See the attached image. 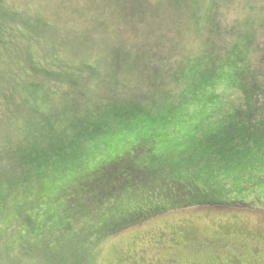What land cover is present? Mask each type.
<instances>
[{
  "label": "trees",
  "instance_id": "obj_1",
  "mask_svg": "<svg viewBox=\"0 0 264 264\" xmlns=\"http://www.w3.org/2000/svg\"><path fill=\"white\" fill-rule=\"evenodd\" d=\"M79 1L80 11L69 8L73 0L68 8L63 0H0V130L3 136L8 133L19 138L10 148L12 157L18 165L30 167L28 176H11L9 191L0 196V211L6 205L13 211L0 248L3 264H40L42 258L52 264H89L87 257L92 258L106 238L162 212L132 218L123 210V222H107L84 235L72 229L69 210L75 198L68 202L64 216L43 218L40 215L45 213L36 210V205L18 200L14 194L39 182L51 166L66 171L80 159L81 145L131 122L138 121L152 131L150 126L158 125L161 110L181 105L184 97L175 94L173 86L189 76L187 72L192 75L187 88L194 96L202 94L208 109L222 112V97L212 91L209 99L199 93L200 87L215 90L217 85L225 94L229 91L238 96V102L227 103L233 113L220 117L218 128L195 143L197 157L191 168L213 163L224 167L231 159L239 160L246 153L238 149L239 138L256 143L254 148L264 144V51L259 38L264 29V0H74ZM257 6H262L260 14H256L260 8L254 10ZM232 7L242 9L238 17ZM121 21L137 38L139 26L160 32L172 24L180 35L202 27L206 29L204 47L199 56L173 53L172 64L163 65L167 57L159 55L162 35L153 40L145 29L150 37L144 34L142 41L131 42L126 34L110 38L104 33L112 25L120 32ZM220 21L228 26L220 29ZM228 29L233 34H222ZM238 104L246 109L236 110ZM212 112L216 111L207 115L213 116ZM154 132H150L152 138ZM188 154L183 151L177 157L183 162L190 158ZM141 163L128 152L116 157L95 172L84 188L77 186L84 194L81 203L88 207L91 198L89 205L100 204L115 200L139 182L154 184L164 168L172 169V177H180L169 165L158 168ZM241 201L187 203L224 206ZM172 204L168 202V206Z\"/></svg>",
  "mask_w": 264,
  "mask_h": 264
},
{
  "label": "rangeland",
  "instance_id": "obj_2",
  "mask_svg": "<svg viewBox=\"0 0 264 264\" xmlns=\"http://www.w3.org/2000/svg\"><path fill=\"white\" fill-rule=\"evenodd\" d=\"M41 1L46 3V1L56 0ZM70 1L63 0L65 8H68ZM221 5L223 6L224 3L222 2ZM81 7L80 1L75 3L73 0L69 8L80 11ZM258 8L260 7L257 6L254 10ZM241 11L242 9L237 11L235 7H232L231 12L238 17ZM222 12L225 13V10L222 9ZM261 12L262 6L256 14ZM180 21L181 18L175 19L174 25ZM219 24L220 29L227 25L224 21H220ZM112 26L107 27L104 32L110 38L126 34L127 38L132 40L131 42L136 40L140 42L144 34L148 35L146 28L139 26L138 38L131 36V31L122 21L119 27L120 32L116 28L117 25ZM174 28L175 26L168 24L167 29H161L160 32H154L155 27L152 31L146 29L151 34L150 36H153V40L158 39L160 35L164 37L161 42L163 47L159 52V55L167 57L163 65L172 64L173 53L183 56L190 54L199 56L204 47L206 29L200 27L198 30L195 27L194 31L190 28L180 35L174 31ZM248 29L245 28V30ZM260 31V45L261 50L264 51V29ZM228 33L233 34V31L228 29L222 34ZM156 48L157 46L154 47ZM187 74L189 76L179 80L178 84L175 82L174 84L177 85L173 86L176 90L175 94L184 97L181 105L167 112L161 110L159 115L162 117L157 119L158 125L151 127L148 124L150 129L155 131L153 138L150 135L152 131L145 130L140 123H137L138 121L131 122L126 127L123 126L119 130L81 145L80 159L66 171H56L65 168L51 166L39 182L32 183L27 187L28 190L14 194L18 200L36 205V210L45 213L40 215L43 218L47 215L55 218L64 216L68 202H73L70 199L75 198L76 203H72L69 210L72 229L73 232L84 235H89L91 230L97 229L104 223L123 222L122 219L125 216L123 210L128 211L126 213L131 214L128 217L133 215V218L143 213L146 215V213L162 209L160 214L141 222L137 221L129 228L106 238L94 256L87 257L89 264H264V144L254 148L256 143L249 140L244 143L239 138L238 149L240 152H246L239 160L231 159L225 162L224 167L213 163L209 167L199 164L191 168L195 161L194 158L197 157V151L194 150L195 143L207 138L212 131L216 130L223 116L233 113L227 103L238 102V96L236 97V94L229 91L225 94L224 89L217 85L215 90L200 87L199 93L203 92L209 99L212 91L220 94L218 97H222V101L219 102L221 108L224 109L222 112H218V108L208 109L206 98L202 94L194 96L193 90L187 88L190 76H192L190 72ZM238 105L236 110L246 109L245 105ZM211 111L216 112H212L213 116H208L207 114ZM222 113L224 115L221 116ZM18 140L19 138L12 137L8 133L3 136L0 130L1 197H5V192L9 191L7 183L10 178L30 173L27 171L30 170L28 164L18 165L15 157H12L10 148L16 145ZM143 142L147 146H143ZM183 151H187L190 158L181 162L177 155ZM126 152L136 156L137 162H143L141 166H145L146 163L147 166L154 164L158 168L169 165L180 177H172V169L164 168L157 173L154 184L151 183L153 181L139 182L136 186L125 190L122 196L115 200L108 199L109 201L100 204L89 205L91 204L90 198L88 202L85 200L89 203L88 207L82 204L80 200L84 194L81 191L78 192L77 186L82 185L84 188L85 183L90 182L95 176V172L101 171L109 162ZM259 153L263 155L259 157ZM154 175L155 173L149 177ZM183 184L184 186L181 187ZM26 190L27 192L24 193ZM232 191V194L227 195ZM162 196L165 198L161 199ZM201 199L209 201L216 199L225 203L242 199V203L237 202V204L224 206H200L187 203ZM169 201L173 203L171 206H168ZM20 208L23 209L21 206ZM10 212L13 211L8 205L0 211V248L4 247L2 242L6 240V229L11 223L9 222ZM212 237L230 240L238 245H246L249 249L248 255L242 259L237 254H232L231 257L223 254L214 258L209 250L196 252L195 246L198 242ZM39 262L40 264H52L45 258L40 259ZM0 264H3V259L0 260Z\"/></svg>",
  "mask_w": 264,
  "mask_h": 264
},
{
  "label": "flooded vegetation",
  "instance_id": "obj_3",
  "mask_svg": "<svg viewBox=\"0 0 264 264\" xmlns=\"http://www.w3.org/2000/svg\"><path fill=\"white\" fill-rule=\"evenodd\" d=\"M196 252H201L202 250L211 251L214 258L220 257L223 254H227L231 257L232 254H237L241 259L248 255V247L246 245H238L230 240H225L219 237H212L200 241L195 246Z\"/></svg>",
  "mask_w": 264,
  "mask_h": 264
}]
</instances>
